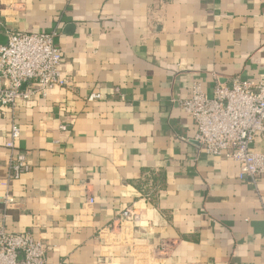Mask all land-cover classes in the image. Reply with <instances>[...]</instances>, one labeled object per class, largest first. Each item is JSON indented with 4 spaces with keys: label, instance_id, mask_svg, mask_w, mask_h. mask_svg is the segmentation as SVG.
Wrapping results in <instances>:
<instances>
[{
    "label": "crops",
    "instance_id": "obj_1",
    "mask_svg": "<svg viewBox=\"0 0 264 264\" xmlns=\"http://www.w3.org/2000/svg\"><path fill=\"white\" fill-rule=\"evenodd\" d=\"M8 30L55 31L68 83L0 108V227L46 264H264V175L199 152L171 101L264 74V0H0ZM12 120L30 168L7 183Z\"/></svg>",
    "mask_w": 264,
    "mask_h": 264
},
{
    "label": "built area",
    "instance_id": "obj_2",
    "mask_svg": "<svg viewBox=\"0 0 264 264\" xmlns=\"http://www.w3.org/2000/svg\"><path fill=\"white\" fill-rule=\"evenodd\" d=\"M55 31L28 33L8 30L7 42L0 45V108L12 110L19 100H28L35 92L44 95L53 87H64L62 51L55 43ZM98 93L88 95V100L99 98ZM171 101L186 112L196 126L190 139L199 150L208 155L232 159L238 164L237 177L253 184L264 175V152L257 151V137L264 138V74L257 80L234 77L231 85L216 81L212 95H207L199 83H193L190 96L172 98ZM61 130L67 125L61 124ZM19 126L10 123L5 147L9 150L6 181L20 178L30 168L26 153L16 141ZM3 205L13 203L5 192ZM93 203V197H89ZM139 216L131 208L122 210L115 222L134 223ZM264 254V236H263ZM49 245L27 230L11 231L0 227V264H46ZM165 250L162 247L163 252Z\"/></svg>",
    "mask_w": 264,
    "mask_h": 264
},
{
    "label": "water",
    "instance_id": "obj_3",
    "mask_svg": "<svg viewBox=\"0 0 264 264\" xmlns=\"http://www.w3.org/2000/svg\"><path fill=\"white\" fill-rule=\"evenodd\" d=\"M7 42V36L0 35V45H4Z\"/></svg>",
    "mask_w": 264,
    "mask_h": 264
}]
</instances>
